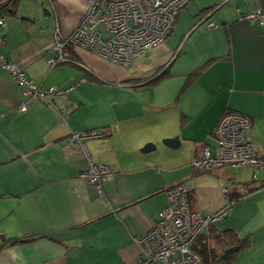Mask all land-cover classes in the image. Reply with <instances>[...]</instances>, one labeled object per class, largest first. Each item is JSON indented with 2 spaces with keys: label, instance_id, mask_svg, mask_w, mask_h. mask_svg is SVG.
I'll return each instance as SVG.
<instances>
[{
  "label": "crops",
  "instance_id": "obj_1",
  "mask_svg": "<svg viewBox=\"0 0 264 264\" xmlns=\"http://www.w3.org/2000/svg\"><path fill=\"white\" fill-rule=\"evenodd\" d=\"M263 5L191 0L166 41L128 68L82 48L51 67L55 34L72 33L87 0H19L0 26V55L41 90L73 88L30 100L0 67V264H134L136 238L178 182L203 214L232 200L213 225L248 239L231 264H264V170L192 166L226 111L252 117L249 136L264 156V25L241 18ZM101 129L85 150L70 140ZM175 136L179 145L163 142ZM89 160L113 171L101 193L81 176Z\"/></svg>",
  "mask_w": 264,
  "mask_h": 264
},
{
  "label": "built area",
  "instance_id": "obj_2",
  "mask_svg": "<svg viewBox=\"0 0 264 264\" xmlns=\"http://www.w3.org/2000/svg\"><path fill=\"white\" fill-rule=\"evenodd\" d=\"M189 1L87 0V9L72 33L69 36L55 34L56 55L49 59V65L52 67L68 61L70 50L82 48L113 64L128 68L144 51L166 41L181 9ZM6 16L7 12L0 11V26H5ZM241 18L254 25H264V5L241 15ZM213 26L215 24L211 22L209 27ZM0 67L25 87V94L30 100L65 93L73 88L50 87L41 90L17 65L2 55ZM26 107L25 103L21 110ZM252 123V117L245 113L224 112L211 134L215 144L205 146L200 155L193 159L192 166L199 171H210L224 165L249 168L255 173L264 170V156L256 153L249 136ZM105 134L102 129L74 132L70 140L85 150V139L103 137ZM113 175L109 165L92 160H89V168L81 174L98 193L103 189L102 180ZM224 192L227 194L228 189ZM166 193L168 205L159 212L153 227L136 238L140 256L134 264H215L204 261L193 250V245L209 227L232 212L233 201L229 199L218 210L203 214L194 209L184 183L169 186Z\"/></svg>",
  "mask_w": 264,
  "mask_h": 264
},
{
  "label": "trees",
  "instance_id": "obj_3",
  "mask_svg": "<svg viewBox=\"0 0 264 264\" xmlns=\"http://www.w3.org/2000/svg\"><path fill=\"white\" fill-rule=\"evenodd\" d=\"M18 1L19 0H0V11L9 13L10 11L14 10L17 7ZM166 73H167V69L165 70L163 75H165ZM29 239L31 238H28L26 240ZM247 244H248V239L247 238L240 239L235 234L234 231L224 230L217 232L214 226H211L209 227V236H207L206 233L205 234L203 233L194 243L193 250L197 254H199V256L204 261H209L214 263L216 261H221L224 264H231L232 261L235 259L237 251L240 248L247 246ZM234 246L238 247V250L232 252L226 259H222L221 257L224 251Z\"/></svg>",
  "mask_w": 264,
  "mask_h": 264
},
{
  "label": "water",
  "instance_id": "obj_4",
  "mask_svg": "<svg viewBox=\"0 0 264 264\" xmlns=\"http://www.w3.org/2000/svg\"><path fill=\"white\" fill-rule=\"evenodd\" d=\"M179 141H180V139H179V136H175V137H173V138H167V139H164V143L165 144H167V145H175V142H178V145H179ZM173 145V146H174ZM150 146H153L151 143H148V144H146L145 145V147L143 148V151H147L148 150V148L150 147ZM172 146V147H173ZM237 249V247L236 246H234V247H230V248H228L225 252H224V254H223V258H227L233 251H235Z\"/></svg>",
  "mask_w": 264,
  "mask_h": 264
},
{
  "label": "clouds",
  "instance_id": "obj_5",
  "mask_svg": "<svg viewBox=\"0 0 264 264\" xmlns=\"http://www.w3.org/2000/svg\"><path fill=\"white\" fill-rule=\"evenodd\" d=\"M81 10H85V9L81 8Z\"/></svg>",
  "mask_w": 264,
  "mask_h": 264
},
{
  "label": "rangeland",
  "instance_id": "obj_6",
  "mask_svg": "<svg viewBox=\"0 0 264 264\" xmlns=\"http://www.w3.org/2000/svg\"><path fill=\"white\" fill-rule=\"evenodd\" d=\"M196 2V1H195ZM197 3V2H196ZM112 177V176H111Z\"/></svg>",
  "mask_w": 264,
  "mask_h": 264
}]
</instances>
